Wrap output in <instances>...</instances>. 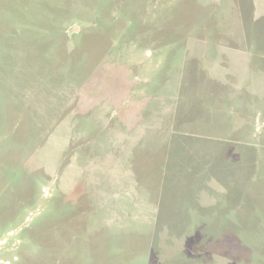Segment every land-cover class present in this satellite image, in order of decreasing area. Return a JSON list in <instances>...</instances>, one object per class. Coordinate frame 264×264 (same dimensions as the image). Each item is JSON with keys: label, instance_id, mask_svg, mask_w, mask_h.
I'll return each instance as SVG.
<instances>
[{"label": "rangeland", "instance_id": "374dc122", "mask_svg": "<svg viewBox=\"0 0 264 264\" xmlns=\"http://www.w3.org/2000/svg\"><path fill=\"white\" fill-rule=\"evenodd\" d=\"M0 264H264V0H0Z\"/></svg>", "mask_w": 264, "mask_h": 264}]
</instances>
